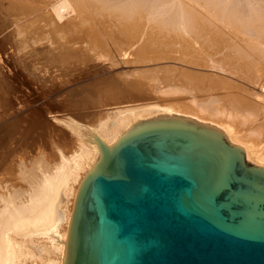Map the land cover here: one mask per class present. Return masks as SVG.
Wrapping results in <instances>:
<instances>
[{
  "label": "bare ground",
  "instance_id": "bare-ground-1",
  "mask_svg": "<svg viewBox=\"0 0 264 264\" xmlns=\"http://www.w3.org/2000/svg\"><path fill=\"white\" fill-rule=\"evenodd\" d=\"M112 29L126 38L124 45L112 46L132 52L154 47L162 32H171L172 48L202 61L185 63L216 73L182 71V79L198 81L165 89L189 93V104L177 97L186 106L164 101L118 106L94 125L54 116L66 124L76 147L70 157L58 150L61 164L51 173L38 171L43 177L33 178L39 183L20 203L1 197L0 264H61L75 194L98 158L95 139L110 145L138 120L178 114L210 123L242 147L248 161L264 166V0H0V53L6 56L0 60L31 62L29 56L33 60L43 50L49 62H74L69 52L74 48L108 49ZM20 66L28 70L26 63ZM22 87L30 104L35 96Z\"/></svg>",
  "mask_w": 264,
  "mask_h": 264
},
{
  "label": "water",
  "instance_id": "water-1",
  "mask_svg": "<svg viewBox=\"0 0 264 264\" xmlns=\"http://www.w3.org/2000/svg\"><path fill=\"white\" fill-rule=\"evenodd\" d=\"M95 141L61 264H264V166L219 127L159 114Z\"/></svg>",
  "mask_w": 264,
  "mask_h": 264
},
{
  "label": "rangeland",
  "instance_id": "rangeland-1",
  "mask_svg": "<svg viewBox=\"0 0 264 264\" xmlns=\"http://www.w3.org/2000/svg\"><path fill=\"white\" fill-rule=\"evenodd\" d=\"M114 30L115 33L110 30L114 38L107 36L109 50L74 48L69 50L74 62H49L50 53L37 50L33 60L29 56L31 62H24L28 70H22L20 65L24 63L13 62L12 57L8 58L10 62H4L6 56L0 53L3 59L0 60V199L15 198L20 203L19 198H24L40 182L38 171L42 169V174L44 170L51 173L59 164L58 150L70 157L76 147L75 138L66 124L57 123L54 116L94 125L104 113L118 106L153 101L186 106L190 101L189 93H181L183 90H179L180 93L165 92V89L178 85V88L181 85L184 88L187 80L198 81L194 77L182 79L180 76L185 71L193 76L216 73L209 68L185 63L196 62L194 59L202 61L194 56L190 59L184 49L182 52L172 48L171 32V35L162 32L161 37L158 36L162 43L158 41L154 47L151 44L132 52L131 49H117V43L124 45L126 38ZM98 33L103 35L102 31ZM165 33L168 34L164 36ZM104 34L108 35L109 30L106 29ZM22 86L34 91L28 93V97L35 96L33 101H36L28 104L30 100ZM202 95H206L205 91ZM177 97H184L185 104L179 103ZM32 107L36 110H30ZM33 178L39 182L33 183Z\"/></svg>",
  "mask_w": 264,
  "mask_h": 264
}]
</instances>
